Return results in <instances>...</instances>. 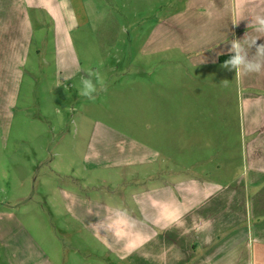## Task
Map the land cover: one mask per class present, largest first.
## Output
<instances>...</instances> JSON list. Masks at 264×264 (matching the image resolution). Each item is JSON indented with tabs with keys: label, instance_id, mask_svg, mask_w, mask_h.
<instances>
[{
	"label": "crops",
	"instance_id": "1",
	"mask_svg": "<svg viewBox=\"0 0 264 264\" xmlns=\"http://www.w3.org/2000/svg\"><path fill=\"white\" fill-rule=\"evenodd\" d=\"M177 1L179 6L162 17L140 46L141 53H163L157 58L156 78L148 84L156 87L158 100H172L171 110L156 109L157 120L167 118L156 133L157 149L164 147L166 134L171 140L166 146L175 139L177 144H197L193 140L201 137L213 150L210 162H223L229 156V134H234L236 172L225 178L205 171L168 178L170 183L135 196L140 199L137 220L101 217L98 202L84 204L76 196L66 199L65 212L103 242L106 256L116 264H264V71L245 75L222 67L229 58L228 42L255 34L249 21L264 15V0ZM70 15L65 0H0L2 101L13 100L31 52L32 22L40 28L47 20L51 23L58 84L80 74V66L67 58ZM234 20L240 21L233 25ZM254 52L255 47L250 54ZM202 132L206 137L198 134ZM114 145L105 155L118 165L133 164L132 146ZM214 169L223 171L219 163ZM21 225L11 212L0 213V259L6 264H53L48 249Z\"/></svg>",
	"mask_w": 264,
	"mask_h": 264
},
{
	"label": "rangeland",
	"instance_id": "2",
	"mask_svg": "<svg viewBox=\"0 0 264 264\" xmlns=\"http://www.w3.org/2000/svg\"><path fill=\"white\" fill-rule=\"evenodd\" d=\"M65 1L73 15L67 58L80 66V74L58 84L51 23L40 28L32 22L31 52L13 100L0 99V213L11 212L48 249L53 264H104V259L109 264L114 259L106 256L103 242L68 219L66 199L98 202L101 217L137 220V194L177 175L205 171L231 177L239 154L234 134H229V156L223 162H210L213 150L201 137L193 140L197 144L175 139L166 146L171 143L166 134L164 147L157 149L156 133L167 118L157 120L156 109L171 110L172 100H158L156 87L148 84L156 78L163 53H141L140 46L179 1ZM89 70H98L107 85L94 101L78 94ZM114 144L133 148V164L118 165L107 157ZM143 155L148 159L143 161ZM0 264L6 262L0 259Z\"/></svg>",
	"mask_w": 264,
	"mask_h": 264
},
{
	"label": "clouds",
	"instance_id": "3",
	"mask_svg": "<svg viewBox=\"0 0 264 264\" xmlns=\"http://www.w3.org/2000/svg\"><path fill=\"white\" fill-rule=\"evenodd\" d=\"M239 21L234 20L232 24L236 25ZM249 23L255 34L252 36L245 34L242 39H233L228 42L230 44L229 58L222 64L224 69L235 70L236 73L245 75L264 71V43L257 44V40L264 37V15H256ZM253 47L255 52L250 54ZM220 54L217 53V55ZM86 74V77L81 78L78 94L94 101L101 92L106 91L107 85L98 70H89Z\"/></svg>",
	"mask_w": 264,
	"mask_h": 264
}]
</instances>
